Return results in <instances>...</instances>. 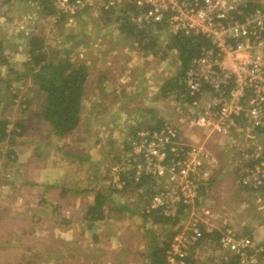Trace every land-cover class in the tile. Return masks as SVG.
Masks as SVG:
<instances>
[{"label": "rangeland", "instance_id": "rangeland-1", "mask_svg": "<svg viewBox=\"0 0 264 264\" xmlns=\"http://www.w3.org/2000/svg\"><path fill=\"white\" fill-rule=\"evenodd\" d=\"M234 1H236L234 4L239 3L238 0ZM25 2L27 0H0V39L6 40L0 43V119L10 121L8 127L10 131L15 129L20 132L19 135H11V140L0 142V264H150L152 237L156 236L160 242L165 238L160 236L163 232L151 218L145 220L143 215L139 214L147 209L153 189L145 192L144 189L136 187L124 190V185L118 188L119 184L126 183L122 177H127L129 173L128 170L123 172L118 175L119 180H116L111 167L121 162L124 155L129 152L137 131L146 128L145 124L150 123L153 110L149 109V104L152 102L161 105L155 110L154 116L179 123L183 139L191 143L206 141L205 133H196L194 129H188L189 133L185 132L186 121L183 119L188 117V109H183L182 113L177 112L170 98L172 94L165 96L166 99L158 97L163 95L162 88L160 91L163 83L174 77L173 71L177 67L176 53L170 52L166 58L162 53L146 54L133 37L120 32L117 13L102 12L99 16L92 10H84L78 14L77 24L71 27L64 22L55 24L52 20L53 12L44 13L48 16L43 22L33 18L37 30L48 35L46 46L49 53L56 52L58 57L68 53L74 63L81 62L78 54L85 46L83 39L95 35L106 36L105 49L113 48L116 52L113 58L107 57L111 61L107 67L113 68L111 69L113 73L109 72L110 79L123 85L125 79L122 82L120 79L127 77L125 85L132 87L122 94L125 98L134 99L133 103L124 107L125 111L129 109V113L121 115L112 111L116 116L120 114L115 121L116 127L127 126L130 121L133 122L131 125H134L136 123L134 118L137 117L136 121L141 120L142 128L135 129L136 133L132 128L128 133L119 129L121 133L117 134L119 138L116 140L118 141L116 146L112 147L113 145L109 144V137H106V144L102 140L98 151L93 150L87 141L90 133L88 131L85 143L78 149L72 146L73 136L55 135L53 126L42 115L45 94L40 91L39 84L25 74L27 67L24 62L29 57L23 50L24 42L18 40V33L22 31L19 26L26 19L24 16L28 14ZM113 22L116 25H110ZM111 37L112 42L108 39ZM103 41L99 46L103 45ZM161 45L163 47L165 43ZM84 49L87 51V47ZM113 88L114 96H119L121 87ZM124 91L125 89L122 90ZM103 112L102 107L100 113ZM17 123L23 124L25 129H20ZM256 134L255 139H248L244 133L238 131L224 136L214 135L220 142L218 145L222 147L218 157L220 162L215 172L216 184L212 192L214 202L209 201L210 199L207 203L201 201L202 208H209L213 214H219L216 216L217 219H214L216 225L221 218H226L240 233L242 230L238 224L242 223L246 217L245 213L251 206L248 199L254 198L239 183L241 173L239 167L245 166L241 152L243 149L256 146L264 149V131ZM212 143L208 147L215 156L219 150L214 149L216 142ZM28 149L38 152L34 157L40 160L41 164L51 163L53 166L60 164L59 167L65 168L63 178L57 174H45V178L55 181L58 185L50 187L52 184H48V197L55 201L59 200L60 204L55 201L50 202L52 205L46 204L44 211L55 213H49L44 217V226L38 225L40 220L32 221L29 217V211L36 208L33 206L35 202L32 201V197H37L38 192L34 191L39 189V186L21 185L16 170L18 165L24 163L26 156L22 155ZM88 151L94 153L92 160L78 158V155L89 156ZM27 158L30 159L32 166L33 156L29 155ZM66 188L68 192H65L63 198L58 199V194ZM73 190L76 192L68 196ZM99 190L111 194V200L104 205L106 217L103 220L89 222L85 213L87 204ZM258 198L263 200L264 192L255 194V199ZM242 201L247 203L244 204V208L239 207L243 204ZM114 204L125 205L128 208L114 210ZM231 212L233 214L230 216ZM259 214L261 213H249L246 218L256 216L264 222V218L262 219ZM57 228L66 231H58ZM94 234L97 239L93 237ZM203 246L193 250L196 253L193 264H230L229 253L220 249L218 240L217 243L212 240ZM222 258L225 260H221Z\"/></svg>", "mask_w": 264, "mask_h": 264}, {"label": "built area", "instance_id": "built-area-1", "mask_svg": "<svg viewBox=\"0 0 264 264\" xmlns=\"http://www.w3.org/2000/svg\"><path fill=\"white\" fill-rule=\"evenodd\" d=\"M45 1L52 7V18L70 27L85 9L99 16L117 13V17L131 4L135 8L126 14L137 27L164 23L173 34L202 36L209 44L191 60L182 78L184 89L172 94L177 112L188 109L186 128L203 129L208 136L238 131L248 139L264 131V0L237 1L240 6L234 0ZM97 2L101 11L95 9ZM248 2L255 7L250 8ZM180 128L167 120L160 127L137 131L129 152L111 167L112 175L119 180L118 175L135 167L136 180L142 173L156 177L147 211L160 209L173 216L180 206L189 208L188 218L186 215L181 221L166 250L167 264H188L204 232H217L220 249L237 264H259L263 245L241 234L226 218L216 225L217 215L199 206L201 184L218 160L206 141L191 143L181 137ZM241 157L245 170L240 173V185L260 190L264 186V149H243Z\"/></svg>", "mask_w": 264, "mask_h": 264}, {"label": "trees", "instance_id": "trees-1", "mask_svg": "<svg viewBox=\"0 0 264 264\" xmlns=\"http://www.w3.org/2000/svg\"><path fill=\"white\" fill-rule=\"evenodd\" d=\"M39 1L45 9L50 11L48 13L52 12V7L45 0ZM248 4L250 8L255 7L251 2H248ZM134 8V5L126 4L121 10V15L116 17L120 21V32L133 37L140 48L146 53L153 55L162 53V56L166 58V55L170 52H175L179 71L176 76L165 82L162 91L167 96L174 94L177 90H183L182 78L185 71L188 69L191 60L200 54L201 47L209 44V41L199 35L185 37L181 34H173L164 23L156 24L155 26L137 27L130 22L126 14L128 10L133 11ZM56 22L59 24L62 21L57 20ZM162 34H166L165 36H167L164 41L160 38ZM164 43L165 45L162 47L161 44ZM49 52L46 46V37L42 35L33 36L28 46L29 59L24 62L25 67H27L25 74L31 76L39 84L40 91L45 94V108L42 115L53 126L55 135L60 136L74 131L81 123L87 94L86 84L89 78V71L88 67L83 63H74L68 53L63 57H58L56 52ZM188 99L190 100V97ZM9 122L8 119H0V142L7 139L11 140V135L20 134L15 129L12 131L8 129ZM162 123L161 120H157L150 128L160 127ZM17 125L20 129H25L23 124L17 123ZM135 171L136 169L133 167L128 171L127 177H122L126 181L124 190L136 187L137 189H144L145 192L152 191L156 184V177L142 173L139 179L136 180ZM202 184L200 194L204 196L206 194V187ZM108 193L100 190L97 191L94 203L88 206L87 209L88 221L94 222L105 218L104 205L108 200H111V194ZM185 207V205L180 206L177 213L173 216L164 215L160 209H153L151 211L144 209L139 212L145 220L151 218L153 223L163 232L160 236L165 237L162 242L157 241L156 236L152 237L153 246L149 254L150 264H167L166 250L170 245V240L176 233V229L180 227L181 221L189 211V208L186 207V209ZM127 208L125 205L115 204L113 207L114 210H124ZM90 225L92 226V224ZM217 238V232L212 234L204 232L203 237L197 244L212 242V240L217 243ZM232 260L235 261L234 258ZM193 262L194 260L191 257L187 259L188 264H193ZM232 264H236V262H232Z\"/></svg>", "mask_w": 264, "mask_h": 264}, {"label": "crops", "instance_id": "crops-1", "mask_svg": "<svg viewBox=\"0 0 264 264\" xmlns=\"http://www.w3.org/2000/svg\"><path fill=\"white\" fill-rule=\"evenodd\" d=\"M24 1V0H23ZM241 2H245L246 0H238ZM241 2L237 3L238 6L242 5ZM25 4L28 6L26 8V11L28 14H26L24 17L26 19H24V21L20 24V29H22V31H19V41L20 39L24 42L23 45V50H25L27 52L28 55V46H29V42L30 39L33 36L36 35H42L44 37H46V41H48V35L45 32H40L39 30H37L35 23L33 22V18H37L39 19L41 22H43V19H46V16H48L47 14L44 13H48V9H45L39 0H27V2H25ZM96 10L101 9L100 4L97 2L96 6H95ZM86 11L90 9H85ZM53 11V10H52ZM35 14H38L37 16ZM52 20L54 21L55 24H58L53 18ZM62 23V22H61ZM114 23V24H113ZM110 23V25H116L115 22ZM64 24V23H63ZM23 34L25 36H23ZM166 34H162V36H160L161 39H163ZM106 36L105 37H96L95 36H91V37H87L85 39H83V42L85 44L83 48V51H80V53L78 54L79 59L81 60V62L79 63H83L84 65H86L88 67V71H89V78L86 84V90H87V94H86V99L84 102V107H83V115H82V120L81 123L79 124V126L74 130L71 131L69 133H65L63 134V136H73V141H72V146L80 149L82 148L81 146H83V144L86 141V137L85 135L87 134V132L89 131V136H88V140L91 145V148L93 147V150L98 151L99 148L102 145V140L105 142L106 137H109V144L113 145L112 147L116 146L117 142V137L118 133H121L120 130H125V133H128L130 131V129L132 128V130L134 131V133H136L137 128H142L141 124V120L136 121V119L134 118V121L136 122L134 125H131V123H133L132 121H130V123H128L127 126H123V127H116V119L119 118L120 114L121 115H125L126 113H129V109H127L125 111L124 107L125 105H129L131 104V102L133 103L134 99L132 98H125L124 95L122 96V94H125V92L129 91L132 87H130L129 85H125V81L128 80L127 77L120 79V82H122V80H124L123 85H121L120 83H115L110 79L111 74L113 73V71H111V67H107L111 64V61L109 59H107V57L109 58H113L116 55V52L113 48H109V49H105L106 46ZM111 42H112V37L108 38ZM103 41V45L99 46V44ZM6 40H4L3 38L0 39V43H4ZM21 44V43H18ZM1 46V45H0ZM85 47H87V51H85ZM100 49L102 52H100ZM146 54H150V53H146ZM105 59H106V64H105ZM106 66V67H105ZM178 61H177V67L174 69L173 74L174 76L177 75L179 69H178ZM110 72V73H109ZM173 78V77H172ZM169 80V79H168ZM167 80V81H168ZM166 81V82H167ZM165 84V82L163 83V85ZM162 85V86H163ZM117 87L120 86L121 87V92L119 94V96H114V88L113 87ZM160 87V91L161 88ZM124 92H122V90H124ZM138 90V89H137ZM158 97H162L163 99H166L165 95H161ZM171 101L173 100V97H171ZM173 102V101H172ZM149 109L153 110L152 114L150 115V123H146V128H150L152 127L153 124L156 123L157 120H161L162 122L164 121H171L170 119H160L161 116L159 118H156L154 116L155 114V110L157 109V107L161 106V105H156L154 102L149 104ZM104 108V112L101 114L100 113V109ZM117 107V108H115ZM121 109H120V108ZM114 112H119L120 114H118L117 116L113 113ZM166 117V116H165ZM127 119V118H126ZM125 120V119H123ZM185 120V119H183ZM138 122V123H137ZM152 122V123H151ZM175 122V121H173ZM139 124V125H137ZM179 124V123H177ZM93 125V126H92ZM137 125V127H136ZM180 125V124H179ZM125 127V128H124ZM123 128V129H122ZM185 128V127H184ZM196 133H205L206 132L203 129L200 128H194ZM186 133H189L190 131L188 129H185ZM133 133V132H132ZM184 133V132H182ZM214 135H218L217 133H215ZM206 136V142L207 146L210 147V144H213L212 142L215 141L216 145L214 147V149L218 151V154L215 155V157H217L218 160V164H219V153L222 151V147H220V145H218L220 142L216 140V136ZM31 144V142L29 143ZM106 144V142L104 143ZM208 147V148H209ZM225 150V149H224ZM211 151V150H210ZM89 152V156L87 157H83V155H78V158L80 160H92L93 159V154L91 151ZM38 152H35V150L32 149H28L26 153H23L22 156H26L24 163L21 165H18V167L16 168L18 175H19V181L21 185H33V186H39V189H36L35 192H38L37 197H32V201L35 202V204L33 206H35L36 208H34L33 210L29 211V217L30 220H40L38 222V225H43V219L44 217H46V215H48L49 213L54 214L55 212H46L44 211L46 208V204L49 203L51 201H55L54 199L48 197V184H52L50 187H58V185L55 184V181H50L49 179L45 178V174L51 175V174H57V176H59L60 178H63L64 176V172H65V168L64 167H59V165L57 166H53L51 163L49 164H41L42 162H40V160H38L36 157H34L35 155H37ZM29 155L33 156V165L31 166V161L29 158H27ZM38 163V167L36 166ZM49 162V161H48ZM57 164V163H55ZM218 164L215 168L212 169L211 174L208 176V179L203 181L204 183L202 184L203 186L206 187V194L203 196L202 195V200L203 203H207V200L210 199L209 201H212V192L214 190L215 184H214V179H215V172L216 169L218 168ZM66 167L67 165L64 164ZM74 165V164H73ZM244 167V165H243ZM241 168L239 167V172L241 171L244 172L245 168ZM57 170V171H56ZM33 172V174H32ZM56 183H60V182H56ZM214 184V185H213ZM242 187V186H241ZM246 189L247 192L251 193L254 198L248 199L249 203H250V208L248 209L246 214V217L249 213H254V212H258L261 213L259 214L262 219L264 218V199L261 200L260 198L255 199V194H258L259 192H264V186L261 187L260 190L255 191L252 190L250 188H244V190ZM210 191L211 194L208 195V192ZM65 192L67 193L68 190L63 189V191L61 193L58 194V199L63 198L65 196ZM76 192V190H73L71 192H69L68 196L73 195ZM72 193V194H70ZM97 192L94 193V198L91 199V201H89V204H87V209L88 206L92 205L95 201V194ZM211 197V198H208ZM79 198H81L79 196ZM205 198V199H204ZM24 200H28V199H24ZM58 204H60L59 200L55 201ZM214 201H212L213 203ZM85 203V201H84ZM202 203V202H201ZM243 204H241L239 207L244 208V204L246 205V201H242ZM52 205V204H50ZM201 206V205H199ZM206 206L208 207V204H206ZM59 208V206H58ZM202 208V207H201ZM254 208V209H253ZM55 209V208H54ZM53 210V209H52ZM243 211V210H242ZM46 212V213H45ZM87 213V212H85ZM233 214V212L230 213V216ZM219 215V214H217ZM86 217V216H85ZM106 217V216H105ZM244 218L242 223H239L238 225L241 227L242 233L245 236H251L254 237L261 245H263L264 247V222L263 220H260L258 218H256V216L254 218L249 217ZM90 222V221H89ZM47 225V224H46ZM34 228H32V230H34ZM58 229V228H57ZM58 231H66L63 228L58 229ZM95 238V234L93 236ZM207 243H203L200 244L199 247H204V244H208ZM197 248H194V250ZM196 253L193 252L192 250V256L191 259L192 260H196ZM232 262H236L234 260L231 261L230 264H232ZM237 264V263H236ZM259 264H264V251L260 257V262Z\"/></svg>", "mask_w": 264, "mask_h": 264}]
</instances>
